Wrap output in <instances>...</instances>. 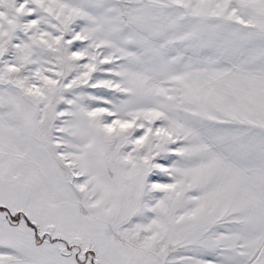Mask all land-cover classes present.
I'll use <instances>...</instances> for the list:
<instances>
[{
	"label": "snow or ice",
	"instance_id": "obj_1",
	"mask_svg": "<svg viewBox=\"0 0 264 264\" xmlns=\"http://www.w3.org/2000/svg\"><path fill=\"white\" fill-rule=\"evenodd\" d=\"M0 264H264V0H0Z\"/></svg>",
	"mask_w": 264,
	"mask_h": 264
}]
</instances>
